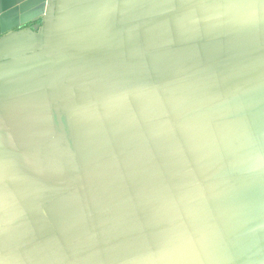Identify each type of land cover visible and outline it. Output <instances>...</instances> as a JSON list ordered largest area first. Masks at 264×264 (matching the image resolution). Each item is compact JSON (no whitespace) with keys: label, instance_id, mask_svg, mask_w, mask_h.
<instances>
[{"label":"water","instance_id":"95a60500","mask_svg":"<svg viewBox=\"0 0 264 264\" xmlns=\"http://www.w3.org/2000/svg\"><path fill=\"white\" fill-rule=\"evenodd\" d=\"M0 264H264V0H0Z\"/></svg>","mask_w":264,"mask_h":264}]
</instances>
